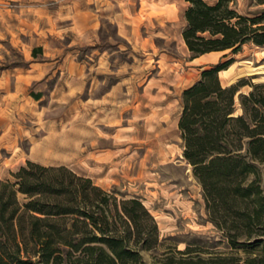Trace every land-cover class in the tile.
Segmentation results:
<instances>
[{
  "label": "rangeland",
  "instance_id": "374dc122",
  "mask_svg": "<svg viewBox=\"0 0 264 264\" xmlns=\"http://www.w3.org/2000/svg\"><path fill=\"white\" fill-rule=\"evenodd\" d=\"M226 3L246 17L264 11V0ZM138 5L139 43H131L117 33L112 15ZM188 5L0 0V179L14 181L27 161L63 165L118 199L138 198L159 231L157 249L141 252L146 262L187 243L226 250L216 241L220 233L208 220L202 188L182 155V91L202 67L232 58L219 78L224 86L247 82L234 96L240 114V96L251 83L264 82V46L248 42L237 53L192 59L181 36ZM170 9L164 23L147 20Z\"/></svg>",
  "mask_w": 264,
  "mask_h": 264
},
{
  "label": "trees",
  "instance_id": "16d2710c",
  "mask_svg": "<svg viewBox=\"0 0 264 264\" xmlns=\"http://www.w3.org/2000/svg\"><path fill=\"white\" fill-rule=\"evenodd\" d=\"M185 1L181 36L192 58L264 46V11L246 17L227 0ZM232 62L201 69L181 93L178 119L183 158L226 250L187 243L146 262L141 252L157 249L159 231L138 198L118 199L63 165L27 161L14 181L0 179V264H264V82L250 84L235 114L234 96L247 82L219 78Z\"/></svg>",
  "mask_w": 264,
  "mask_h": 264
},
{
  "label": "crops",
  "instance_id": "0c3cea01",
  "mask_svg": "<svg viewBox=\"0 0 264 264\" xmlns=\"http://www.w3.org/2000/svg\"><path fill=\"white\" fill-rule=\"evenodd\" d=\"M153 3L156 4L155 2H153ZM136 8H138V9L137 10L134 9L133 12H132L131 8L130 9H127V10H124V11H117L116 10L113 13V15H112V17H113L112 20H113L114 24L116 25V31H117V33L120 34V35H122V34L127 35L128 38L130 39V42L131 43H133V42L139 43L138 35L135 32V29H136L135 28V24L138 22L137 19H136V17L138 15V12L140 11V5H138ZM149 10L150 9L147 8L145 10V13L148 14L149 13ZM171 14H172V12H171V9H170L168 11L165 10V12L162 13V14L154 15V16L153 15L152 16H146V17H147V20L153 21V18H154V20H156L157 22L164 23V22H166L167 20L170 19V17H168V15H171ZM126 15L131 16V19L126 18ZM127 24H130L131 25L130 26L131 29H128ZM215 52H217V51H212V52L204 53V54L199 55L197 57H194L192 59L193 60L194 59H198L199 57H203L205 55H208V54H211V53H215Z\"/></svg>",
  "mask_w": 264,
  "mask_h": 264
}]
</instances>
